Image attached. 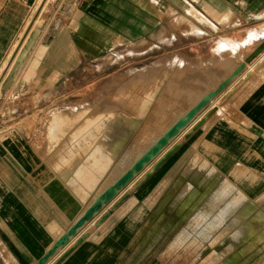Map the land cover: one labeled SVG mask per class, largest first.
<instances>
[{"label":"rangeland","instance_id":"1","mask_svg":"<svg viewBox=\"0 0 264 264\" xmlns=\"http://www.w3.org/2000/svg\"><path fill=\"white\" fill-rule=\"evenodd\" d=\"M45 1L39 0L31 13L30 20L37 18V22L14 65L10 68L7 57L8 67L0 70V139L24 138L37 145L39 154L53 151L54 154L66 155L67 159L68 155L74 158L73 153L79 148L80 140L97 130L100 141H96L94 146L101 143L102 151L108 157L109 172L118 168L117 173H120L139 151L148 148L166 130L172 119L185 115L198 100L208 96L206 105L190 122L201 121L202 124L192 136L173 139L171 143H182L183 149L155 173L148 183L150 188L157 186L159 172L162 177L164 173L165 177L169 175L173 165H178V157L192 142L193 149L200 144L198 142L206 130L221 118V108L233 105L239 92L252 83L257 65L264 58L263 49L238 76L231 77L244 56L253 54L263 41L260 40L263 37L261 22L246 20L247 23H243L238 20L226 21L225 26L222 22L214 23L213 27L199 25L198 32L201 33L195 35L191 34L195 31L191 27L193 19L181 12L184 10L169 9L163 12L162 27L148 39L133 43L117 42L111 46L101 41L99 50L87 43L79 52L61 51V58L65 60L61 79L54 85L34 82L31 75L37 68L40 50L52 41H69L70 37L62 34L61 30L77 28L80 18L75 0H47L40 12ZM67 10L73 12L72 17L65 13ZM253 38L258 39L256 43L251 42ZM226 45L236 53L234 56L224 55ZM14 52L9 54L11 58ZM28 61L30 66L26 70ZM151 66L161 68L163 72L155 71L148 81L139 82L141 71ZM229 77L231 81L227 87L209 97L210 92ZM155 91L152 103L147 102ZM157 107L162 113L158 121V116L155 118L159 124L147 132L143 130L144 126ZM88 160L92 161L91 158ZM198 164L196 159L189 164L180 163L178 171L188 174ZM186 184L188 182L182 186L190 188ZM92 185V188L81 186L79 191L86 196L94 191L96 197L101 183L95 180ZM114 206L116 208L106 223L100 226L91 223L87 229L92 233L96 228L95 232L101 235L102 247L107 248L108 241H112V254H133V264L142 263L137 259L142 254L149 256L151 263L159 256L171 264H264L261 263L263 254H242V250H237L240 245L238 238L231 235L237 227L222 226L227 219H234V211L222 217V212L211 210L204 221L207 222H200L196 227L193 225L195 212L168 207L161 210L164 213L162 222L166 225L163 232L159 229L151 236L156 226L154 220L138 234L141 226L135 227L134 235L125 234L126 221L136 208L119 217L122 203H110L104 207L103 213ZM155 209H151V214ZM218 216L220 220L216 221ZM110 218L113 221L110 222ZM204 227L207 228L206 235L201 236L198 231Z\"/></svg>","mask_w":264,"mask_h":264},{"label":"crops","instance_id":"2","mask_svg":"<svg viewBox=\"0 0 264 264\" xmlns=\"http://www.w3.org/2000/svg\"><path fill=\"white\" fill-rule=\"evenodd\" d=\"M38 2L0 0V70ZM75 2L80 14L77 28H63L61 33L69 36V41H52L40 50L32 81L54 85L61 79L65 61L61 58V51L79 52L87 43L99 46L101 41L115 40L118 36L134 41L148 39L162 27L163 12L169 9L184 10L181 12L193 19L191 27L195 31L191 34L201 33L197 30L199 25L213 27L214 23L222 22L225 26L226 21L247 23L246 20H258L264 36V0ZM65 13L73 16L71 10ZM257 68L252 83L239 92L233 105L221 108V118L206 130L198 142L200 144L193 149L192 142L188 153L186 151L178 157V165H173L167 177L165 173L162 177L159 172L158 186L164 181L165 184L160 192L162 198L158 211L162 216L161 210L168 207L182 210L183 202H176L178 195L185 197L195 190L206 193L207 216L211 210L234 211V219H225L222 226L237 227L231 234L238 238L237 250H242V254H263L261 263H264V58L260 59ZM70 158L73 159L69 155L66 159V155L53 151L39 154L37 145L24 138L0 139V264H133V254H112V241H108L107 248L102 247L101 235L95 232L96 228L89 233L90 237L93 236L89 238L90 249L83 243L61 258L60 254L45 258L49 248L95 197L93 191L84 199V193L79 191L82 182L76 171L78 167L63 176L58 172V167ZM81 159L87 160L86 156ZM194 159L199 162L195 170L188 174L178 171L180 163L189 164ZM203 166L206 170L198 173ZM179 179L183 180L179 182ZM187 182L190 188L182 186ZM153 189L147 185L142 196L150 195ZM219 194L222 198L216 201L210 198ZM169 195L173 197H167ZM141 203L146 205L144 198ZM151 216L148 210L131 230L127 220L125 234L134 235L137 226L143 230L151 222ZM54 226L59 231L51 230ZM162 226L166 225L162 222ZM145 255L137 257L141 264H171L159 256L151 263L150 257Z\"/></svg>","mask_w":264,"mask_h":264},{"label":"bare ground","instance_id":"3","mask_svg":"<svg viewBox=\"0 0 264 264\" xmlns=\"http://www.w3.org/2000/svg\"><path fill=\"white\" fill-rule=\"evenodd\" d=\"M46 3L47 0L41 6L40 12ZM36 22L37 18L33 21H31L29 18L25 26V30L19 38L23 41L20 42V40L18 39L12 49V52H14L15 50L12 58L11 56H8L9 64H11L10 68L14 65L15 61L17 60V55L19 54L22 46L25 44ZM197 30L199 31V29ZM261 39H263V41ZM113 40V38H110L107 43L111 46L112 44H116L117 42H139L134 40H126L119 36L115 38L114 42ZM257 40V38H253L251 42L256 43ZM260 40L261 43L259 46L256 47L253 54H251L250 56H244L243 62L239 63V67L233 70L232 73L234 75L231 77L238 76L242 72L241 70L247 67L248 63L254 61L253 59L255 58V56H257L264 49V36L260 38ZM224 47H227L224 49L225 56H234L236 54L230 48H228L230 46L226 45ZM96 50H99V46H96ZM26 66L27 70V68L30 66L29 61L27 62ZM6 67H8L7 61L4 63L2 69ZM31 69H33V67H31ZM155 71L163 72L161 68H157L156 66H151L149 68L143 69L141 71V75L138 78L140 79L139 82L145 83L146 81H148L149 78L153 76V72ZM26 75L29 76V73H27ZM231 77L225 79L223 82H220L219 85L210 92L209 97L219 94L222 90H224L223 88H226L227 85L230 83ZM153 94L148 97L147 102L152 103L153 99L155 98L156 91ZM162 100L164 101V99ZM208 100V96H203L200 100L197 101L195 105H193L186 111L185 115L172 119V122L166 128V130H164L161 135L157 136L155 138V141L148 148H146L144 151H139L135 159L132 160L131 163L128 162L120 173H117L118 168H116L112 173L109 172L108 157L106 156V153H103L101 143L100 146L99 144L96 147L94 146L96 141H100V135L98 134L97 130L91 131L88 134V137H85V139L80 140V145L78 144L79 148H76L77 150H75V152L73 153L74 158L66 161V163L63 165H60L58 167V172L63 176L72 170H76V167H78L79 170L76 171H78L79 173V179L82 182V187L92 188V182L97 180L98 183H101V189L98 192V195L85 206V210L83 211V213L71 223V227L68 228V230H66L63 235L61 234V236H59L60 239L49 248V250L46 252L45 258L53 254H60L59 258H61L64 254H70L73 251L77 250L79 246L83 243H85L90 249L91 244L89 243V238H93V236L90 237V231L89 228L87 229V227L91 224V222L95 223L94 225L99 226L104 224V222L110 216V213L116 208L114 206L113 209L110 208L112 210L109 209V211L103 213L104 207L110 203H113L114 205H117L118 202L122 203L123 206L118 212L119 217H122L127 212H131L133 208H136V211H134V213L131 214L128 219L130 229H132L135 224L141 222L142 216L148 210H150L151 212V209L153 207H156L155 211L149 219V221L154 220V223H156V226L151 231V236L159 229V232H163L164 227L162 226V222L160 221L163 215L159 216L158 204L160 203V199L162 198L160 192L163 188V185L165 184V181L161 182L160 186H158L159 184H157V186L151 191L152 193L150 195H145L143 197L141 192L144 188H147L148 183H150L151 178L155 176V173L163 169L166 165L165 163L173 159L183 149V147H181L182 143L176 142L172 144L171 142L173 141V139L176 140L177 137L185 135L187 138L192 136L196 129H198L199 126L202 124L201 121H199L198 123L195 122V124H192L190 122L195 118L197 113L206 105ZM159 110L160 107L154 108L152 117L146 122L143 130L149 132L155 129L156 126H158L159 123H156V121H158L159 117L162 116V113ZM157 116L158 118H156ZM187 125L189 126L187 127ZM82 156H86L87 160L85 161L84 159H80ZM89 158L92 159L91 162L88 160ZM200 170L205 171L206 167L203 166ZM207 196L208 195L206 193H202L198 190H195L191 194H188L185 197H181L176 201L177 203L183 202V209L187 208L190 213L195 212V221L193 222V225L196 227L199 226L202 222H204L206 217H208V211L206 209L207 206L205 204L207 203ZM219 197L222 198V195L219 194V196H210V198H213L215 201L219 199ZM86 198L87 196L84 194V199ZM143 198L146 204L144 206L141 203ZM199 210L200 212L198 213L197 211ZM98 213H100V215L97 217ZM228 213H230V211L226 210L221 215L223 217L224 214L227 215ZM219 220L220 217L218 216L216 221ZM213 224L214 223L212 222L211 225ZM51 230H53L54 232L59 231V229L55 226L54 228L51 227ZM206 230L207 228L204 227V229L198 231V233L201 236H205ZM141 231V229L138 230L136 234ZM195 233H197V230H195ZM180 242H183V240H181ZM125 250L127 252V249Z\"/></svg>","mask_w":264,"mask_h":264}]
</instances>
